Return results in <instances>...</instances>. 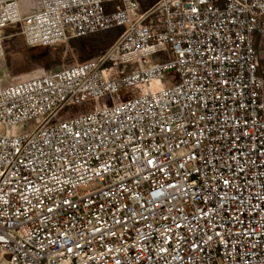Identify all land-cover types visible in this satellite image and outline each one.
<instances>
[{"label":"built area","instance_id":"obj_1","mask_svg":"<svg viewBox=\"0 0 264 264\" xmlns=\"http://www.w3.org/2000/svg\"><path fill=\"white\" fill-rule=\"evenodd\" d=\"M142 1L0 8L32 48L122 30L0 81V264H264V0Z\"/></svg>","mask_w":264,"mask_h":264},{"label":"rangeland","instance_id":"obj_2","mask_svg":"<svg viewBox=\"0 0 264 264\" xmlns=\"http://www.w3.org/2000/svg\"><path fill=\"white\" fill-rule=\"evenodd\" d=\"M40 0H0V8L6 4L15 3L19 5L23 13L37 10ZM113 35L116 31L112 30ZM0 81L12 83L19 80L29 79L50 71H57L80 63L85 57H93L91 49L85 53L77 52L69 41L51 48L29 47L18 28L8 27L0 32ZM87 46V43L84 42ZM261 57L260 71H264V37L260 41L258 50ZM154 82H152L153 84ZM151 84V88H152ZM127 94L120 95L125 98ZM80 112L81 107L67 108L66 111ZM24 126L22 130H27Z\"/></svg>","mask_w":264,"mask_h":264},{"label":"trees","instance_id":"obj_3","mask_svg":"<svg viewBox=\"0 0 264 264\" xmlns=\"http://www.w3.org/2000/svg\"><path fill=\"white\" fill-rule=\"evenodd\" d=\"M159 0H143L141 2V9L142 11L148 10L152 7L156 2ZM116 35H113L112 30L98 33L92 36L84 37L81 39H75L71 41L72 46L74 49L79 53H85L87 49H91L94 53L93 57L101 54L104 52L116 39V37L121 33V29H116ZM87 43V46L84 44ZM90 57V58H93ZM89 57H85L81 62L90 59ZM264 78V71L262 72Z\"/></svg>","mask_w":264,"mask_h":264},{"label":"snow or ice","instance_id":"obj_4","mask_svg":"<svg viewBox=\"0 0 264 264\" xmlns=\"http://www.w3.org/2000/svg\"><path fill=\"white\" fill-rule=\"evenodd\" d=\"M193 10L195 11V9H193ZM149 163L151 164L152 161H149ZM224 184H225V185L229 184V181H228L227 179H225V180H224ZM173 187H174V186H173ZM65 203H68V201H65ZM51 211H52V209H49V212H51ZM201 215L203 216V215H205V213H204L203 211H201ZM179 226H180V225H177V227H179ZM215 235H219V233H214L213 235L208 236V240H209V241L213 240ZM0 239H3V237L0 236ZM193 247L195 248V247H197V245L194 244Z\"/></svg>","mask_w":264,"mask_h":264},{"label":"bare ground","instance_id":"obj_5","mask_svg":"<svg viewBox=\"0 0 264 264\" xmlns=\"http://www.w3.org/2000/svg\"><path fill=\"white\" fill-rule=\"evenodd\" d=\"M159 87H160V85H159V83H158L157 81H155V82L152 84V89H153V90H157V89H159Z\"/></svg>","mask_w":264,"mask_h":264},{"label":"crops","instance_id":"obj_6","mask_svg":"<svg viewBox=\"0 0 264 264\" xmlns=\"http://www.w3.org/2000/svg\"><path fill=\"white\" fill-rule=\"evenodd\" d=\"M262 39V38H261ZM261 39H259V46H258V50L260 49V41H261ZM259 52V51H258ZM259 59H260V64H261V57H260V55H259Z\"/></svg>","mask_w":264,"mask_h":264}]
</instances>
